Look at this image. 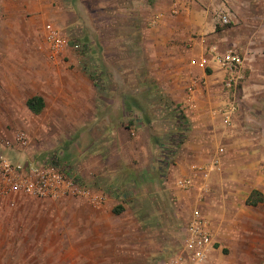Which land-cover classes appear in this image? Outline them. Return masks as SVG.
Listing matches in <instances>:
<instances>
[{
    "label": "crops",
    "instance_id": "obj_1",
    "mask_svg": "<svg viewBox=\"0 0 264 264\" xmlns=\"http://www.w3.org/2000/svg\"><path fill=\"white\" fill-rule=\"evenodd\" d=\"M170 1L159 14L163 48L181 49L191 59L187 65L186 57L179 58L181 67L170 72L174 88L164 90L168 105L184 114L168 122L173 134L166 141L164 168L162 133L155 132L163 127V119L143 114L133 97L116 96V88L104 95L105 83L92 73L87 53L98 43L87 38L90 31L85 29V34L83 28H93L89 18L100 8L93 9L88 0H0V99L5 106L6 94L19 93L26 84V111L45 128L37 136L50 125H63L56 134V147L62 150L53 155L72 159L79 180L105 196L101 206L73 198L62 202L73 227L78 223L86 236L97 235L103 221L110 222L111 232L113 219L133 203L131 226L123 233L135 237L136 223L151 217L139 218L136 202L143 204L146 191L163 185V214L153 219L160 230L163 226V250L153 240L141 239L133 246L132 264L166 261L177 248L174 238L185 211L189 220L194 211L206 220L212 242L204 264H228L227 255L234 253L240 254L237 264H264V0ZM219 14L227 15L232 26H217ZM49 30L59 31L69 46L51 53ZM211 46L235 48L245 60L247 78L229 125L222 115L230 99L225 73L206 56ZM194 59L206 62L193 66ZM35 96L45 103L39 115L27 107ZM159 111L163 113V105ZM160 158L166 173L162 178L154 176ZM184 179L192 182L189 190L177 186ZM251 200L261 201L252 205ZM251 236L257 238L255 243Z\"/></svg>",
    "mask_w": 264,
    "mask_h": 264
},
{
    "label": "rangeland",
    "instance_id": "obj_2",
    "mask_svg": "<svg viewBox=\"0 0 264 264\" xmlns=\"http://www.w3.org/2000/svg\"><path fill=\"white\" fill-rule=\"evenodd\" d=\"M88 1L92 4L96 2V0ZM163 3L171 4V1L111 0L110 3H106L105 10L101 9V5L94 14L91 13L89 19L93 28L84 27L83 30L90 31L87 38L98 43L92 44V50H89L87 54L92 65V73L98 74V81L102 84L104 82L105 88L108 89L104 95L108 96L107 94L116 88L118 91L116 96L123 98L127 94L130 95L136 100L143 114L146 112L150 116L163 119V127H158L155 132L162 133L160 144L164 168L165 154L168 151L166 141L173 134V131H169L171 126L168 122L172 123L173 118L184 115L180 108L168 105L170 101L164 90L174 88L175 78L170 72L172 69L181 67L179 58L186 57L188 65L191 56L183 54L181 49L176 50L172 47L165 50L163 48V24L160 23L163 17L159 16V14L163 15ZM89 6L91 7L90 4ZM169 55L172 60L166 61ZM246 78L244 72V80L239 84L237 93L229 95L230 98L237 99L239 105L241 88ZM19 89L21 91L19 93L6 94L5 106L0 99L2 104L0 156L12 163L40 161L54 156V153L57 154L62 150L61 147H56L59 143L56 134L63 125H50L47 133L37 136L45 128L37 117H33L26 111L25 100L29 95L27 85L23 84V87ZM160 105H163V113L159 111ZM28 129H31L29 134ZM17 133H25L29 137L27 146L18 143ZM58 161L62 166L68 167L73 176L79 179V176L75 174L78 166L72 159L59 157ZM161 165L160 158V162L159 160L156 162L155 167L158 172L154 176L158 175L162 178L166 174L164 169L160 168ZM159 186H152L148 193L145 192L146 201L143 204L138 205L136 202L139 218L140 216L148 218L151 215L149 218L151 220L136 223L135 237H129L123 233L128 226H131L129 211H132L135 206L132 202L130 204L132 208H127L124 215L113 219L111 232L108 231L110 222L103 221L104 224L98 225L97 235L90 236L88 233L86 236L79 229L78 223L76 228L73 227L69 209L62 204L65 199L45 201L22 198L14 208L0 201V264H132L133 246L141 239L147 242L153 240L155 247L163 250V226L160 230L155 226L158 222L153 220L154 215L163 214V185ZM148 195L150 197H147ZM182 217L184 224L178 236L174 238L177 248L169 257L182 250L187 238L186 227L189 216L186 211ZM250 238L255 243L257 238L251 236L248 239ZM260 242L261 239H259ZM239 256V253H234L233 256L227 255L228 264H237L236 262L240 261ZM135 258L136 255L134 260Z\"/></svg>",
    "mask_w": 264,
    "mask_h": 264
},
{
    "label": "built area",
    "instance_id": "obj_3",
    "mask_svg": "<svg viewBox=\"0 0 264 264\" xmlns=\"http://www.w3.org/2000/svg\"><path fill=\"white\" fill-rule=\"evenodd\" d=\"M217 26L227 27L230 18L227 15L215 17ZM47 41L51 53H60L69 46L68 39L57 30H49ZM206 56H210L224 71V88L231 94L238 91L239 84L244 80L245 60L235 48L220 50L216 46L207 49ZM194 59L193 66H203ZM239 102L230 98L222 111L223 123L229 125L231 114L237 111ZM16 140L22 146H27L29 137L25 133H17ZM222 151V150H221ZM177 186L181 190H189L192 182L189 179L179 180ZM22 198L37 200L59 201L62 199H81L88 203L101 206L105 196L84 185L73 176L70 169L62 166L55 156L47 157L40 161L10 162L0 156V201L6 202L10 207L17 206ZM188 237L182 250L172 254L160 264H204L211 246L212 237L207 228V223L199 211H194L187 224Z\"/></svg>",
    "mask_w": 264,
    "mask_h": 264
},
{
    "label": "trees",
    "instance_id": "obj_4",
    "mask_svg": "<svg viewBox=\"0 0 264 264\" xmlns=\"http://www.w3.org/2000/svg\"><path fill=\"white\" fill-rule=\"evenodd\" d=\"M91 1H95V0H91ZM110 3L111 0H96V2L94 4H92L91 2L89 3L91 5V7H101L102 5V10H105L106 8V3ZM88 4V5H89ZM100 5V6H99ZM79 49H80V46L78 45ZM83 48V47H82ZM85 51V50H84ZM27 107L29 108V110L35 114V115H39L43 109L45 108V103H44V99L42 97H39V96H35V97H32L30 98L28 101H27ZM257 195L258 192H255L253 195ZM258 201H261V200H256V201H249V203H252V205H256ZM121 211L120 210H115V213H120Z\"/></svg>",
    "mask_w": 264,
    "mask_h": 264
}]
</instances>
